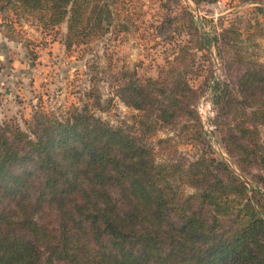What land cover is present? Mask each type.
I'll return each mask as SVG.
<instances>
[{
    "label": "trees",
    "instance_id": "16d2710c",
    "mask_svg": "<svg viewBox=\"0 0 264 264\" xmlns=\"http://www.w3.org/2000/svg\"><path fill=\"white\" fill-rule=\"evenodd\" d=\"M140 2L0 0V13L10 26L23 17L42 31L64 24L70 50L135 28ZM243 41L233 29L198 34L199 46L213 42L239 66L234 88H211L230 116L222 140L251 187L206 155L187 166L156 161L147 135L195 120L192 88L175 74L189 53L174 55L166 78L125 69L113 92L128 120L112 124L85 102L60 116L35 110L25 129L0 123V264H264V64Z\"/></svg>",
    "mask_w": 264,
    "mask_h": 264
},
{
    "label": "rangeland",
    "instance_id": "374dc122",
    "mask_svg": "<svg viewBox=\"0 0 264 264\" xmlns=\"http://www.w3.org/2000/svg\"><path fill=\"white\" fill-rule=\"evenodd\" d=\"M136 16V27L128 32H109L66 50L62 42L64 24L42 31L33 18L23 17L10 26L0 13V123H16L25 129L35 110L60 116L85 102L95 104L93 111L112 124L128 120L132 111L113 92L122 72L126 69L141 78H166L168 62L174 55L187 52L192 61L177 64L175 74L187 78L192 88L188 100L195 120L180 116L175 125L157 126L147 135L156 161H177L187 166L206 155L225 162L251 187L236 165V156L227 151L222 140L230 116L215 102L211 88L213 80L234 88L239 66L232 62L230 51L221 55L222 60L213 42L207 48L199 46L198 34L212 36L224 28L239 30L244 39L241 45L248 46V51H254L264 64V3L141 0ZM255 19L260 26L247 27V20L253 25ZM201 102L212 107L210 133L198 110ZM259 142L264 146L263 129ZM246 170L258 171L254 166ZM258 189L264 193L262 185ZM186 191L191 192V187Z\"/></svg>",
    "mask_w": 264,
    "mask_h": 264
},
{
    "label": "built area",
    "instance_id": "2783aa9c",
    "mask_svg": "<svg viewBox=\"0 0 264 264\" xmlns=\"http://www.w3.org/2000/svg\"><path fill=\"white\" fill-rule=\"evenodd\" d=\"M212 107L211 104L208 102H201L198 105L199 112L202 113V120L205 124V127L208 128L207 132L210 133V130L213 128V126L210 124V119L212 117Z\"/></svg>",
    "mask_w": 264,
    "mask_h": 264
}]
</instances>
